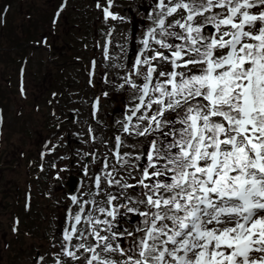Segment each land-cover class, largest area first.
Instances as JSON below:
<instances>
[{"label":"snow or ice","instance_id":"snow-or-ice-1","mask_svg":"<svg viewBox=\"0 0 264 264\" xmlns=\"http://www.w3.org/2000/svg\"><path fill=\"white\" fill-rule=\"evenodd\" d=\"M106 3L105 21H123ZM147 19L117 122L144 149L121 153L114 137L116 163L101 161L91 198L69 197L55 264H264V0H154ZM127 214L141 226L123 229Z\"/></svg>","mask_w":264,"mask_h":264},{"label":"rangeland","instance_id":"rangeland-1","mask_svg":"<svg viewBox=\"0 0 264 264\" xmlns=\"http://www.w3.org/2000/svg\"><path fill=\"white\" fill-rule=\"evenodd\" d=\"M21 1H12L7 12L8 25L3 27L0 21V37L9 47L0 48V105L5 110V124L3 131L0 132L3 136L0 138L2 146L0 162L5 167L0 168V264H37L34 260L35 253L51 248L53 243L54 252L60 251L59 229L70 192L67 181L70 176L79 174L78 169L85 167L83 156L88 153L87 150L93 149L92 146L97 147L99 143L107 140L104 146L106 150L108 149L111 144V133L115 130L113 127H117L121 112L126 104L129 105L128 101L124 100L132 94L130 90L100 81L98 82L100 85L94 89L90 88L85 83L83 71L86 62L77 60L74 56L88 58V54L98 49L96 43L100 41V33L114 27L111 46L107 52L109 59H105L103 53L105 63L98 65L100 68L98 73L101 76L103 69L108 65L106 73L108 72L109 78L121 84L122 75L131 67L133 51L140 41L138 36L143 27L147 26V21H151L147 19L148 7L154 3V0H114L113 9L118 12V16L124 17V20L104 21L101 8L94 5V0H68L62 10L57 5L60 0H25L26 6L22 5ZM25 11L33 16L32 19L27 17ZM43 36L49 38L51 46L24 43L25 47L18 49L17 45L20 44L18 39L21 38L23 42L30 38L40 39ZM23 55L26 56L24 64L27 67L24 82L26 92L21 94L15 88L16 72L20 62L16 66L12 58L18 60V57ZM54 58L58 61H54ZM56 63L64 64L61 66L63 68H58ZM120 65L124 67H119ZM100 86H105L104 89L108 90L107 96L103 98L100 116L109 129L97 126L99 143L89 144L86 133L87 103L95 89L96 92L100 91ZM65 87H68L70 93L65 94ZM57 96L65 101L66 112L70 114L73 112L74 118H76L74 112L77 114L75 123L72 122V116L71 118L61 114L49 116L50 113L45 107H51ZM37 105L43 108L36 109ZM54 121H60V126ZM50 132L53 133L49 134ZM44 138H49L48 145L44 146L46 149L56 144L52 159L57 163L54 164L55 167L53 164L47 167L44 163L48 171L42 174L41 179L34 180L32 205L25 211L22 206L23 192L28 179H32L31 175L38 171L34 170L35 163L28 165V158L37 160V152ZM22 145L24 154L20 157L18 151ZM143 149L144 138L126 137L121 153L125 151L140 153ZM61 168L65 170L61 171ZM55 173H59L61 179L54 177ZM124 176L127 178V173H124ZM119 178L117 175V179ZM83 180L82 187L77 191L78 196L82 192L87 193L89 188V184L85 183L87 180L85 175ZM127 182L134 183L131 179H127ZM113 189L116 195L118 190ZM91 193L85 198L90 199ZM140 193L139 188L135 191L132 189L126 191V195L136 199L141 198ZM120 211L126 212L123 208ZM13 213L21 217L19 229L25 234L24 237L19 233L18 237L15 236L16 233H12V229L8 228ZM127 215L131 219L121 221L120 226L123 229L131 232L141 226L142 217ZM125 241L130 244L131 237H127ZM88 242H92L91 238ZM5 244L10 247H4ZM54 258L55 256L52 258L46 256L39 264H54L51 263ZM60 258L66 264H80L77 261H69V258L62 254Z\"/></svg>","mask_w":264,"mask_h":264},{"label":"trees","instance_id":"trees-1","mask_svg":"<svg viewBox=\"0 0 264 264\" xmlns=\"http://www.w3.org/2000/svg\"><path fill=\"white\" fill-rule=\"evenodd\" d=\"M12 1L13 0H1L0 1V14L3 12V11H6L9 7H10V5H11V3H12ZM21 3H22V5H25L26 6V4H25V0H22L21 1ZM7 17H8V14H7ZM28 17L31 19V16H30V14H28ZM6 25H8V23L6 24ZM3 29V28H2ZM10 36H12V35H10ZM13 40H15V39H13ZM20 41V44H18L17 45V41L15 42V45H17L18 46V49H20V48H24L25 46H24V41L23 42H21V38L20 39H18V42ZM23 44V45H22ZM1 45H5V46H7L8 47V44L7 43H5V42H3V39H2V37H0V46ZM17 49V50H18ZM13 60H14V64H16V66L18 65V62H19V59L18 60H16V59H14V58H12ZM54 60H56V59H54ZM56 65L59 67V66H64V65H60V64H57L56 63ZM15 88H17V85H16V83H15ZM12 220V219H11ZM27 222H29V221H27ZM31 222V221H30ZM29 222V223H30ZM22 224H23V222H22ZM8 228H9V230H10V228H11V223H10V221H9V224H8ZM19 234H21L23 237L25 236V234L24 233H19ZM18 237V236H17ZM4 247H6V248H9L10 247V245H8V244H5L4 245ZM21 251V250H20ZM7 264V263H6Z\"/></svg>","mask_w":264,"mask_h":264},{"label":"water","instance_id":"water-1","mask_svg":"<svg viewBox=\"0 0 264 264\" xmlns=\"http://www.w3.org/2000/svg\"><path fill=\"white\" fill-rule=\"evenodd\" d=\"M75 181H76V177H74V176L70 177L68 183H69V186H70L71 188H73Z\"/></svg>","mask_w":264,"mask_h":264}]
</instances>
